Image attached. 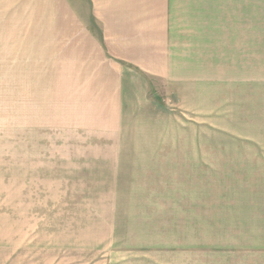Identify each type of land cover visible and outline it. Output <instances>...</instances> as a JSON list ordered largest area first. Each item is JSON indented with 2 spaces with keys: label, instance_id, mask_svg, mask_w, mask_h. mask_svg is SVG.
<instances>
[{
  "label": "rangeland",
  "instance_id": "rangeland-1",
  "mask_svg": "<svg viewBox=\"0 0 264 264\" xmlns=\"http://www.w3.org/2000/svg\"><path fill=\"white\" fill-rule=\"evenodd\" d=\"M102 8L0 0V264L140 257L100 244L83 219L97 193H264V64L244 78L223 70L217 84L153 77L136 111L147 117L106 118L99 131L69 119V30L78 13L102 30L97 17L113 11Z\"/></svg>",
  "mask_w": 264,
  "mask_h": 264
},
{
  "label": "crops",
  "instance_id": "crops-1",
  "mask_svg": "<svg viewBox=\"0 0 264 264\" xmlns=\"http://www.w3.org/2000/svg\"><path fill=\"white\" fill-rule=\"evenodd\" d=\"M61 4L73 13L80 5L113 8L97 17L99 31L86 25L83 13L75 15L81 29L69 30L65 44L69 119L84 120L75 124L79 130L99 131L106 118L147 117L136 111L151 103L153 77L166 85L217 84L227 76L223 70H240L244 78L252 63L264 64V0ZM97 194L81 214L103 232L100 244L141 255L114 264H264V193ZM171 247L182 250L171 254Z\"/></svg>",
  "mask_w": 264,
  "mask_h": 264
}]
</instances>
